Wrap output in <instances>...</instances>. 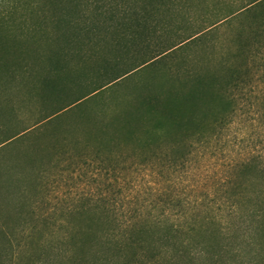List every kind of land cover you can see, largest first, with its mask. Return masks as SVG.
Returning a JSON list of instances; mask_svg holds the SVG:
<instances>
[{"label":"rangeland","instance_id":"obj_1","mask_svg":"<svg viewBox=\"0 0 264 264\" xmlns=\"http://www.w3.org/2000/svg\"><path fill=\"white\" fill-rule=\"evenodd\" d=\"M26 1L18 0L11 8L0 5V264H70L57 253L64 244L62 233L77 229L93 213L80 216L75 209L105 202L123 222L158 219V235L168 231L169 224L177 228L158 264H263L264 249L257 250L256 243L262 239L255 221L245 233V222L240 226V219L229 214L225 203L230 196L237 198L234 192L239 185L241 199L247 202L243 214L239 213L249 223L247 204L259 201L264 192V179L255 167L240 173L235 165L254 153L264 165V126L258 114L246 107L264 108V32L259 27L264 25V6H257L252 16L215 23L246 0H181L183 5L167 18L166 27L174 31L157 40L166 47L200 31L199 39L172 59L133 73L103 100L16 136L51 110L34 76L46 71L43 57L60 39L49 22L57 10H50L47 0H37L35 5ZM76 1L79 24L95 28L90 38L102 47L98 53L114 55L109 49L113 36L100 23L110 22L103 5L106 0ZM96 3L102 10L96 9ZM252 32L257 33L256 40ZM237 35L249 44L250 58L239 74L245 81H238L234 89L241 108L227 129L211 134L214 115H208L204 143L177 148L162 138L154 153H143L131 143L123 145L116 151L120 156L117 163L113 161V173L100 170L94 161L80 160L78 153L88 157L94 153L84 130L93 127L95 119H106L119 110L125 95L136 87L158 88L169 79L172 83L170 71L175 72L182 62L179 74L185 68L221 72V62L236 63ZM80 46L89 51L88 45ZM136 62L125 59L124 68ZM77 65L73 59L69 66ZM248 90L251 93L246 97L243 92ZM101 104L107 105L105 112ZM74 139L82 141L75 150L70 144ZM61 142L64 149L54 153ZM96 210L91 216L99 213V207ZM67 221L71 226L64 225Z\"/></svg>","mask_w":264,"mask_h":264},{"label":"trees","instance_id":"obj_2","mask_svg":"<svg viewBox=\"0 0 264 264\" xmlns=\"http://www.w3.org/2000/svg\"><path fill=\"white\" fill-rule=\"evenodd\" d=\"M17 1L0 0V5L11 8L15 7ZM36 3L37 0L26 1L28 5ZM46 3L50 10H57L49 17V22L60 39L54 42L52 51L43 57L42 63L46 64V71L34 77L43 91V102L47 108L51 107V110L27 128L17 132L16 136L38 127H45L65 114L80 111L90 102L103 100L133 73L152 67L165 58L172 59L177 51L194 39H199L202 33L196 35L199 31L169 46L161 47L157 39L168 31H174L166 27L167 18L176 8L183 5L181 0H106L103 5L110 13L107 17L110 22L100 23L103 25V31L110 32L113 36L109 49L114 55L105 56L98 53L102 47L97 46V40L90 38V35L96 34L94 26L79 24L76 0H47ZM257 6L262 8L264 0H246L236 10L222 16L215 23L234 16H252L251 13L256 11ZM101 8L99 4L96 5L97 10H102ZM254 18L257 19L255 16ZM259 27L262 28L263 34L264 25ZM252 35L256 40L257 33L252 32ZM237 36L236 63L221 62V72L190 71L185 68L179 74L178 67L183 65L182 62L175 72L170 71L172 83L169 79L158 88L136 87L128 96L125 95L119 110L106 119H95L93 127L84 130L87 140L91 141L88 146H91L94 153L89 157L88 154L78 153L81 157L79 159L83 163L87 160L94 161L100 170L113 173V161H118L120 156L116 151H121L123 145L131 143L132 148L136 147L143 153H154L155 146L159 140H163L162 138H165L168 145L171 142L177 148L192 147L196 141L204 143L208 139L203 134L208 115H214L210 124L211 134L227 129L235 112L241 108L234 99V89L238 81H245L239 74H242V64L250 58L246 51L249 44L241 36ZM80 44L88 45L89 51L83 49ZM260 47L261 45L258 50ZM73 59L78 61V65L77 68L70 69L69 65ZM125 59H134L137 62L124 68ZM170 75L168 74L169 77ZM249 92L250 90L244 91L243 94L249 97ZM101 105L105 112L107 105ZM244 105L242 107H245ZM246 107L258 114V122L264 126V108L259 109L253 104ZM189 139L191 141H187ZM81 142L77 139L70 141L71 148L75 150ZM60 146L55 148L54 153L64 149L65 144L61 142ZM65 152L67 150L62 153ZM185 154L183 153V156ZM256 155L251 154L235 165L240 173L255 167L264 179V165ZM234 193L237 198L231 199L230 196L226 200L225 208L229 209L230 215L235 214L240 219V226L245 222V233L248 229L251 230L255 221L256 231L262 239L256 243L257 250L264 249V192L259 201H250L247 204L248 217H251L249 223L242 215L247 202L241 199L243 192L239 185ZM106 204H87L75 209L74 213L80 216L88 211L93 213L83 218L85 222L77 229L72 227V230L62 233L61 240L64 244L57 251L61 258L70 264H158L161 251H165L163 249L167 248L173 235L177 234V228L169 224L168 231L158 235L155 231V227L159 225L158 219L141 218L123 222L112 212L113 207ZM98 207L99 213L95 217L91 216L98 211ZM64 225L71 226L69 221ZM225 227L227 229V226Z\"/></svg>","mask_w":264,"mask_h":264}]
</instances>
